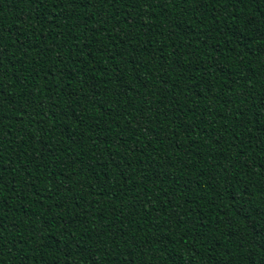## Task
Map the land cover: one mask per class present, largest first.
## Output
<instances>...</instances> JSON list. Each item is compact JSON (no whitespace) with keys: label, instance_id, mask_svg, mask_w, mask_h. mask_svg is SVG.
<instances>
[{"label":"trees","instance_id":"trees-1","mask_svg":"<svg viewBox=\"0 0 264 264\" xmlns=\"http://www.w3.org/2000/svg\"><path fill=\"white\" fill-rule=\"evenodd\" d=\"M0 264H264V0H0Z\"/></svg>","mask_w":264,"mask_h":264}]
</instances>
